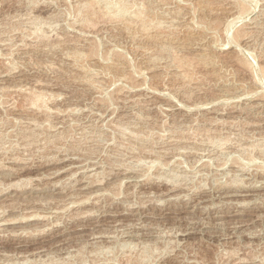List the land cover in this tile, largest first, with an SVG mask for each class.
<instances>
[{"label": "rangeland", "instance_id": "rangeland-1", "mask_svg": "<svg viewBox=\"0 0 264 264\" xmlns=\"http://www.w3.org/2000/svg\"><path fill=\"white\" fill-rule=\"evenodd\" d=\"M262 67L264 0H0V264H264Z\"/></svg>", "mask_w": 264, "mask_h": 264}, {"label": "bare ground", "instance_id": "bare-ground-1", "mask_svg": "<svg viewBox=\"0 0 264 264\" xmlns=\"http://www.w3.org/2000/svg\"><path fill=\"white\" fill-rule=\"evenodd\" d=\"M88 1H89V0H88ZM85 3H87V2H85ZM88 3H89V2H88ZM121 3H122V2H121ZM119 4H120V3H119ZM119 4H118V6H119ZM240 4H241V3H240ZM108 5H109V4H108ZM114 5H115V4H114ZM114 5H113V6H114ZM120 5H123V4H120ZM116 6H117V5H116ZM137 6H138V5H137ZM126 7H127V6H126ZM244 7H246V6H244ZM106 8H107V7H106ZM106 8H105V9H106ZM122 8H124V5H123ZM122 8H120V9H122ZM132 8H133V7H132ZM140 8L142 9L141 6H140ZM110 9H112V8H110ZM113 9H114V8H113ZM116 9L118 10L119 8L116 7ZM126 9H127V8H126ZM126 9H125V11H126ZM137 9H138V7H137ZM117 10H116V11H117ZM123 10H124V9H123ZM123 10H122V13L125 12V11H123ZM239 10H240V9H239ZM249 10H251V9H249ZM111 11H112V10H111ZM119 11H120V10H118V12H119ZM130 11H131V10H130ZM130 11H129V12H130ZM141 11H142V10H141ZM126 12H127V11H126ZM109 13H111V12H109ZM142 13H144V12H142ZM124 14H126V13H124ZM128 14L130 15L131 13H128ZM133 14H134V15H137L139 18H141V16L143 15V14H142V15L140 14V11H139V12L136 11V13H133V12H132V16L134 17ZM261 14H262V13H260V15H261ZM115 15H116V14H115ZM118 16H119V15H118ZM130 17H131V16H130ZM133 17H132V18H133ZM135 18H136V17H135ZM134 20H135V19H134ZM134 20H133V21H134ZM137 20H138V19H137ZM141 20H142V18H141ZM251 20H252V19H251ZM144 21H145V20H144ZM253 21H254V20H253ZM141 22H142V21H141ZM142 23H143V22H142ZM145 23H147V22H144V24H145ZM160 24H161V23H160ZM232 24H234V23H231V25H232ZM141 25H142V24H141ZM261 25H262V24H261ZM143 26H144V25H143ZM166 26H167V25H166ZM160 27H161V25H160ZM229 27H230V26H229ZM163 28H166V27H163ZM145 29H146V28H145ZM167 29H168V28H167ZM145 32H146V31H145ZM237 32H238V31H237ZM239 32H240V31H239ZM245 32H246V31H245ZM146 33H147V32H146ZM244 34H245V33H244ZM236 36H237V35H236ZM245 36H246V35H245ZM231 42H232V41H231ZM233 42H234V41H233ZM237 42H238V41H237ZM238 45H239V44H238ZM237 48H238V47H237ZM239 49H240V48H239ZM262 51H263V50H262ZM248 54H249V53H248ZM148 56H149V55H148ZM229 56H230V55H229ZM236 56H237V55H236ZM236 56H235V57H236ZM69 57H70V56H69ZM72 58H73V57H72ZM148 58H149V57H148ZM152 58H153V57H152ZM156 58H157V57H156ZM154 60H156V59H154ZM175 60H176V59H175ZM235 60H236L237 63H241V62H242L241 59H238V57H236ZM78 61H79V60H78ZM172 61H173V60H172ZM75 62H76V61H75ZM176 62H177V61H176ZM245 62H247V61H245ZM170 63H171V62H170ZM168 65H169V64H168ZM243 65H245V64H243ZM81 66H82V65H81ZM176 66H177V65H176ZM180 66H181V65H180ZM240 66H241V65H240ZM248 66H249V65H248ZM248 66H246V67H248ZM166 67H167V66H166ZM174 67H175V66H174ZM241 67H242V66H241ZM85 68H86V67H84L83 70H84ZM168 68H169V67H168ZM178 68H179V67H178ZM180 68H181V67H180ZM243 68H244V67H243ZM250 68H251V67H250ZM169 69L171 70V68H169ZM175 69H176V68H175ZM248 69H249V68H248ZM80 70H82V69H80ZM172 70H173V69H172ZM176 70H177V69H176ZM181 70H182V69H181ZM260 70L262 71V73H264V67H262ZM261 71H260V72H261ZM87 72H88V71H87ZM182 72H183V71H182ZM90 73H91V72H90ZM250 73H251V72H250ZM83 74H84V73H83ZM86 74H87V73H86ZM172 75H173V74H172ZM177 75H178V74H177ZM179 75H181V74H179ZM182 75H183V74H182ZM261 76H262V75H261ZM263 76H264V75H263ZM263 76H262V77H263ZM89 77H90V76H89ZM263 78H264V77H263ZM90 79L92 80V78H90ZM263 80H264V79H263ZM253 81H255V80H253ZM89 82H90V81H89ZM257 82H258V81H257ZM92 83H93V82H92ZM261 86H262V85H261ZM33 94H34V93H33ZM263 96H264V95H263ZM35 98H36V97H32V100H33V99L35 100ZM263 98H264V97H263ZM256 99H257V98H256ZM28 102H29V101H28ZM31 102H32V101H31ZM31 102H30V103H31ZM38 102H39V101H38ZM38 102H37L36 104H39ZM243 103H245V102H243ZM31 104L33 105L34 102L31 103ZM36 104H35V106H36ZM41 108H42V107H41ZM206 144H208V143H206ZM206 144H205V145H206ZM209 146H210V145H209ZM206 147H207V146H206ZM199 169H200V168H199ZM243 169H244V168H243ZM198 171H199V170H198ZM201 173H202V172H201ZM249 174H251V173H249ZM252 176H253V175H251V177H252ZM249 178H250V177H249ZM234 180H235V179H234ZM251 183H252V182H251ZM224 184H226V183H224ZM224 184H223V185H224ZM233 184H234V183H233ZM240 184L243 185V183H240ZM244 185H245V184H244ZM84 187H85V186H84ZM69 197H70V196H69Z\"/></svg>", "mask_w": 264, "mask_h": 264}]
</instances>
